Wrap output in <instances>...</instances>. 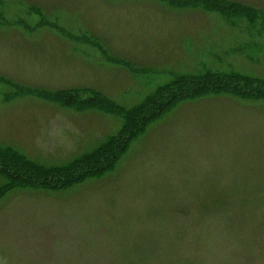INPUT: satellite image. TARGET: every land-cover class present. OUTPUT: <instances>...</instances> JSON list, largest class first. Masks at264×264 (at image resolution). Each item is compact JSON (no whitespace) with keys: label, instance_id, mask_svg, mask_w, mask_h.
<instances>
[{"label":"rangeland","instance_id":"1","mask_svg":"<svg viewBox=\"0 0 264 264\" xmlns=\"http://www.w3.org/2000/svg\"><path fill=\"white\" fill-rule=\"evenodd\" d=\"M186 2L0 0V147L55 169L147 117L105 172L0 197V264H264V99L134 112L183 75L264 80V33Z\"/></svg>","mask_w":264,"mask_h":264},{"label":"trees","instance_id":"2","mask_svg":"<svg viewBox=\"0 0 264 264\" xmlns=\"http://www.w3.org/2000/svg\"><path fill=\"white\" fill-rule=\"evenodd\" d=\"M186 3L201 4L205 9L219 13L222 17L227 18L229 26L237 27L239 24H244L246 26L245 30H249V32L246 31L248 33L247 37H259V35L264 33V12L258 13L251 7L224 0L204 2L187 0ZM241 20L245 21L246 24ZM255 25L258 27L253 28ZM252 31L257 34L252 33ZM177 79L173 80L170 85L157 88L153 93L146 96L143 102L135 108L134 112L138 111L139 117H141V112L147 108L152 109L151 106H154V109L151 110V115L155 116L161 110L178 101L191 100L213 93L234 94L247 100L264 99L263 79L234 70L208 69L197 74L179 76ZM61 93L63 92H59L53 99L65 106L74 107L72 106V98ZM82 103L84 107L94 105L88 99ZM146 118H140L141 121L132 120L130 117L126 118L128 125L125 122L124 130L119 133L120 135L123 134V139L125 140L120 141V135L110 138L91 154L81 156L69 164L56 167L55 169L46 170L35 163L29 162L18 151L0 147V179L2 178L3 180L0 184V197L15 189L16 185L20 183L32 186L33 184L40 185L41 181L48 180V182L63 184L66 181L65 176L73 177L75 181L72 183H76L86 177L97 176L105 172L108 168H112L119 159L122 143H126L130 136L132 138L139 132L138 129L143 126L147 120ZM118 142H120L119 145H117ZM78 169H80L79 172H76Z\"/></svg>","mask_w":264,"mask_h":264}]
</instances>
